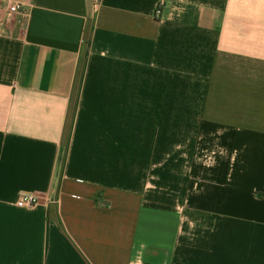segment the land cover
Masks as SVG:
<instances>
[{
    "label": "crops",
    "instance_id": "0c3cea01",
    "mask_svg": "<svg viewBox=\"0 0 264 264\" xmlns=\"http://www.w3.org/2000/svg\"><path fill=\"white\" fill-rule=\"evenodd\" d=\"M0 264H264V0H0Z\"/></svg>",
    "mask_w": 264,
    "mask_h": 264
},
{
    "label": "built area",
    "instance_id": "2783aa9c",
    "mask_svg": "<svg viewBox=\"0 0 264 264\" xmlns=\"http://www.w3.org/2000/svg\"><path fill=\"white\" fill-rule=\"evenodd\" d=\"M97 6V4H95ZM9 12L12 14H20L23 13V7L20 3H11L8 6ZM162 10V4L159 5L158 9L156 10V16H159ZM43 200V197L40 194L36 193H23L20 195L16 202V206L22 209H32L38 206Z\"/></svg>",
    "mask_w": 264,
    "mask_h": 264
}]
</instances>
